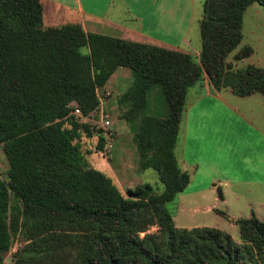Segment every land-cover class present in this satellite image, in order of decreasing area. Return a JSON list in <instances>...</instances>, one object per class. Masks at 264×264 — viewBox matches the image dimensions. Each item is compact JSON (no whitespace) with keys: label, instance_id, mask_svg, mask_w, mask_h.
Masks as SVG:
<instances>
[{"label":"trees","instance_id":"16d2710c","mask_svg":"<svg viewBox=\"0 0 264 264\" xmlns=\"http://www.w3.org/2000/svg\"><path fill=\"white\" fill-rule=\"evenodd\" d=\"M253 1L264 6L204 0L195 56L80 23L46 25L41 0H0V143L7 161L0 264L14 234L24 242L12 264H264V218H235V239L214 225H177L165 204L190 179L175 152L187 88L206 77L216 89L264 94V66L228 59L234 49V60L253 52L240 45L243 12ZM119 65L132 73L119 97L126 117L146 107L153 84L163 92L166 113H144L133 133L139 165L156 170L161 190L144 182L126 195L81 147L82 134H96L98 149L103 137L71 108L97 110L98 92Z\"/></svg>","mask_w":264,"mask_h":264},{"label":"crops","instance_id":"0c3cea01","mask_svg":"<svg viewBox=\"0 0 264 264\" xmlns=\"http://www.w3.org/2000/svg\"><path fill=\"white\" fill-rule=\"evenodd\" d=\"M196 1L41 0V3L43 21L46 25L80 23L86 31L102 32L131 40L162 44L189 51L198 56L200 49L199 19L202 12L201 10L198 13L196 12ZM196 20L198 27L197 33L194 34L193 29ZM194 36L195 39H193ZM131 81V69L128 66L119 65L113 70L102 87L109 88L111 91L104 102V106L111 113L113 127L116 133L118 132L114 139L113 151L117 136L129 132L131 136L130 145L135 149L138 157V150L133 141V133L138 127L141 115L144 113L164 114L166 113V106L164 101L158 103L154 100V92L156 90L160 91L161 87L153 84L149 88L146 107L134 117L129 118L123 115L122 112L126 104L119 102V97L127 90ZM259 93L264 97V94ZM237 95L239 94L234 93L229 87L214 88L206 77L201 83H195L187 88L185 108L180 122L175 152L179 166L190 173V179L178 194L188 188L190 192H198L206 186H212L215 189L219 187L221 195L223 194L222 180L217 170V164L223 172L226 166L224 162L222 164L217 163L205 151L209 150L211 154H215V148L218 149L219 147L216 146L217 138H221L226 148L232 145L231 137L237 138L236 118L231 120V116L238 114L236 106L231 103V101L236 100ZM223 125L225 130L233 136L221 137L218 132L223 128ZM256 130L259 131V128ZM259 133L262 134L260 131ZM86 137H89L86 142L89 145L93 143L92 145L95 146V134L91 136L82 134L80 142L83 150L86 145ZM214 144L215 146H213ZM261 155L262 157L258 159L255 166H260L259 163L264 161V154ZM88 162L95 167L90 157ZM108 175L115 182V177L111 174ZM137 179V181H133L135 185L144 182L151 183L148 180ZM198 180L200 183H198ZM116 184L119 186L117 182ZM161 188L162 185L156 186L157 190H161ZM125 191V194L129 195L128 190L125 189ZM208 208L214 209L216 207L214 204H208ZM216 212L219 216L223 215L219 211ZM255 214L264 218V214ZM172 217L175 224L178 225L174 215ZM232 224L236 223L232 221ZM193 225L196 224H188L187 226Z\"/></svg>","mask_w":264,"mask_h":264},{"label":"rangeland","instance_id":"374dc122","mask_svg":"<svg viewBox=\"0 0 264 264\" xmlns=\"http://www.w3.org/2000/svg\"><path fill=\"white\" fill-rule=\"evenodd\" d=\"M202 3L203 0L196 1L197 13L200 10L202 12ZM197 27L196 20L193 29L194 34L197 33ZM241 31L240 45L250 44L253 52L242 59L234 60V49L228 54V59L235 61L236 66H243L250 62L264 66V6L261 3L253 1L247 5L243 12ZM193 39H195V36ZM154 85L158 84L155 83ZM153 98L158 103L164 101L166 106L162 90H156ZM231 103L236 106L238 113L233 117L231 116V120L236 118L237 138L231 137L233 135L226 131L223 125L218 133L221 137L230 136L232 145L226 148L221 138H217L216 146L219 147L218 149L215 148V154H211L209 150L205 151L217 163L222 164L224 162L226 166L223 172L217 164V170L222 180L223 194L220 195L218 190L215 187L212 188V186H206L198 192H190L188 188L180 194L177 193L165 204L174 215L178 225L209 224L220 226V228L231 233L233 238L239 239L238 226L232 224V221L235 222L234 219L237 218L234 216H246L251 211L260 215L264 214V161L259 163L260 166H255L258 159L262 157L261 154H264V97L259 92L237 95L236 100L231 101ZM258 128L262 134L256 130ZM88 138H85L86 145L84 146L86 158L87 156L88 159L90 157L96 168L113 175L115 183L119 184L124 193L126 192L125 189L135 186L133 181L137 178L148 180L155 187L162 185L153 167H140L135 149L130 145L131 136L129 132L117 136L114 151L112 149L110 155L101 152L100 149L92 145L93 143L89 145L86 142ZM94 143L97 144V136ZM89 149L90 152L87 151ZM6 169L7 161L0 143V178L4 180L7 179ZM208 204H214L216 208H208ZM218 210L224 211L225 215L219 216L216 212ZM156 228V225H151L149 230L153 231ZM23 242L18 234H14L10 247L3 251L1 264H12L16 252Z\"/></svg>","mask_w":264,"mask_h":264},{"label":"built area","instance_id":"2783aa9c","mask_svg":"<svg viewBox=\"0 0 264 264\" xmlns=\"http://www.w3.org/2000/svg\"><path fill=\"white\" fill-rule=\"evenodd\" d=\"M110 93V89L106 87H102L99 90V106L97 110L93 109L85 113L76 103H74L70 111L77 120L90 122L91 127L94 129V131L103 137V145L100 151L105 153L106 155L111 154L114 146V139L116 136V131L113 127L111 115L104 106V102L106 101Z\"/></svg>","mask_w":264,"mask_h":264}]
</instances>
